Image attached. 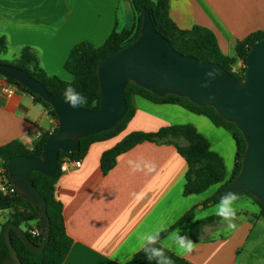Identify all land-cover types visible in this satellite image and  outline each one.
Listing matches in <instances>:
<instances>
[{"label":"crops","instance_id":"1","mask_svg":"<svg viewBox=\"0 0 264 264\" xmlns=\"http://www.w3.org/2000/svg\"><path fill=\"white\" fill-rule=\"evenodd\" d=\"M169 12L181 29L194 25L210 29L221 51L230 57H235L238 41L264 31V0H169ZM134 20L128 0H0V37L8 42L1 58L11 53L4 60H12L30 46L48 74L70 81L72 75L64 64L75 45L89 41L101 47L113 31L130 30ZM232 66L240 68L241 61L237 59ZM183 124L193 125L207 138L211 149L223 158L227 177L231 175L236 144L225 129L179 105L137 97L135 115L123 135L92 144L81 167L70 166L57 182L66 230L73 240L63 264H126L139 251L140 233L160 223L173 226L193 208L199 219L215 215L216 204L204 207V202L222 184L185 195L187 161L166 142L141 143L120 155L109 173L102 171L103 153L127 134ZM55 127V120L30 94L19 88L12 96L0 93V146L18 140L32 149L43 133ZM179 143L186 145L187 141L180 139ZM145 162L154 165L150 172L133 171L134 164L143 167ZM239 196L237 216L242 219L236 220L234 231L223 232L219 221L204 226L199 241H194L193 221L176 226L196 244L183 258L193 264H264V235H254L264 221L257 217L259 206ZM9 218L8 210L0 211V229Z\"/></svg>","mask_w":264,"mask_h":264},{"label":"trees","instance_id":"2","mask_svg":"<svg viewBox=\"0 0 264 264\" xmlns=\"http://www.w3.org/2000/svg\"><path fill=\"white\" fill-rule=\"evenodd\" d=\"M134 11V24L130 30L118 32L113 31L105 44L101 47H95L89 41H83L75 45L65 64V70L72 75L74 83L72 86L81 95L87 98V103L83 106L88 110H96L100 107L99 80L97 74V65L101 57L133 43L138 38L142 27L143 10L147 8L150 11L153 23L160 35L168 39L173 47L182 54L191 55L200 61H210L219 63L231 74L239 79L244 78V72L251 47L259 40L264 39V31L256 32L250 37L238 41L235 46V57L225 55L219 46L215 34L208 28L201 25H194L191 29H181L170 17L169 0H128ZM8 50V42L5 36L0 37V63L9 64L28 71L32 77L40 81L47 90L56 96H63L67 80L58 76L50 75L41 64L37 51L30 47H23L19 56L12 60L1 58L3 53ZM241 61V66L234 69L232 64L236 60ZM0 77H2L0 75ZM7 80L15 84L22 91L30 94L34 101L41 104L48 114L55 120L56 127L52 132H45L35 142L32 149L26 148L20 141H13L5 146H0V158L3 165L7 168V162L15 156H31L42 158L43 146L45 141L58 129V118L51 104L45 102L40 96L34 94L28 88L18 84L12 79ZM142 97L156 104L179 105L186 110L207 117L215 126L225 129L233 138L236 144V156L233 171L227 177L225 162L223 158L211 149L210 143L193 125H169L160 128L156 132L134 131L123 137L115 146L106 150L101 157V167L104 174L111 171L117 158L131 150L135 146L144 142H166L175 146L178 152L185 158L188 164L186 174V183L184 194H201L211 186L222 184L220 189L207 201L204 207L210 204H216L219 200L220 192L230 184L240 173L244 154L248 144L244 134L238 126L231 121L225 120L213 106H200L193 103L189 98L178 96L176 94H167L159 96L153 92L130 82L126 87V99L128 103V112L124 118L119 121L110 130L96 133L79 139L80 149L75 153L60 154L58 170L54 176L48 177L40 172H33L30 178L40 191L47 202V213L50 219V239L46 247L39 253H32L18 232L11 230V239L17 250L22 264H63L69 251L71 250L73 240L68 235L64 218V204L59 199L57 193V182L62 176L60 166L64 158L69 157L73 160H82L87 155L92 144L107 141L120 135L132 120L136 112V98ZM180 139L187 141L186 145L179 143ZM8 173V170H7ZM238 195H245L252 199L260 209L257 216L264 220V204L247 191H236ZM8 210L10 218L2 225L0 229V264H5L11 257L10 249L6 244L5 232L10 224L18 227H25V232L29 238L40 244L44 238V227L41 221L40 213L33 203L19 194L5 195L0 192V211ZM196 208L186 212L173 226H178L183 222L193 221L191 228V238L199 241L204 226L218 223L220 220L216 215L203 219H196ZM38 230L39 235L33 236L31 231ZM167 233L162 234V238ZM174 264H193L185 258L175 255L174 252L167 253ZM126 264H155V261L149 262L144 253L138 251Z\"/></svg>","mask_w":264,"mask_h":264},{"label":"water","instance_id":"3","mask_svg":"<svg viewBox=\"0 0 264 264\" xmlns=\"http://www.w3.org/2000/svg\"><path fill=\"white\" fill-rule=\"evenodd\" d=\"M100 107L71 108L63 96L51 94L28 71L0 63V75L25 86L52 105L58 129L44 143L42 158L15 156L8 160L10 181L19 195L34 204L44 227L42 243L33 242L25 230L10 224L5 240L11 257L5 264H22L12 239L15 229L32 253L41 252L50 239L47 202L30 178L33 172L51 177L58 170L61 152L80 149L79 139L110 130L128 112L126 87L130 82L164 96L187 97L200 106H213L242 131L248 147L238 176L221 192L247 191L264 204V39L256 42L248 55L244 78L239 79L222 65L200 61L177 51L159 34L150 11L143 10V21L136 41L100 58L97 65Z\"/></svg>","mask_w":264,"mask_h":264},{"label":"clouds","instance_id":"4","mask_svg":"<svg viewBox=\"0 0 264 264\" xmlns=\"http://www.w3.org/2000/svg\"><path fill=\"white\" fill-rule=\"evenodd\" d=\"M73 80L66 82V87L63 92V100L71 108L82 107L87 103V98L81 95L72 86ZM132 163V162H130ZM154 165L145 162L143 167L137 163L133 165V171L147 170L151 171ZM240 196L233 191H225L219 197L215 205V215L219 218L221 224L224 226L222 231L227 233L234 231L237 228L236 220L242 219L237 216L238 207L237 201ZM196 219H199L197 217ZM171 225L160 223L149 231L139 234V251L143 252L149 262L155 261V264H174V261L167 254L169 251H175V255L183 258L191 254L196 248V244L190 237L184 233L183 228L175 227L174 230L169 231ZM167 233L166 237L162 234Z\"/></svg>","mask_w":264,"mask_h":264},{"label":"built area","instance_id":"5","mask_svg":"<svg viewBox=\"0 0 264 264\" xmlns=\"http://www.w3.org/2000/svg\"><path fill=\"white\" fill-rule=\"evenodd\" d=\"M18 88L15 84L10 83L7 78L0 77V93H4L7 96H12L15 89ZM82 160H73L69 157L63 159L60 166L61 173H65L69 170L70 166L81 167ZM0 192L5 195L18 194L17 189L13 186L10 181L9 174L7 173V168L3 165V161L0 158ZM33 236H38L40 233L38 230L34 229L31 231Z\"/></svg>","mask_w":264,"mask_h":264},{"label":"rangeland","instance_id":"6","mask_svg":"<svg viewBox=\"0 0 264 264\" xmlns=\"http://www.w3.org/2000/svg\"><path fill=\"white\" fill-rule=\"evenodd\" d=\"M2 58H3V59H10V58H11V53H8V54H6V55H3ZM122 135H123V134H122ZM122 135H121V134H120V136L118 135V136H119L118 138H120ZM116 140H117V138L114 139V140L111 141V142L113 143V142H115ZM180 142H181V141H180ZM200 207H202V206L200 205ZM22 229L25 230V227H22ZM254 235H255V236H261V235H264V221L262 222L261 225H258V226H257V228H256V230H255V232H254Z\"/></svg>","mask_w":264,"mask_h":264}]
</instances>
